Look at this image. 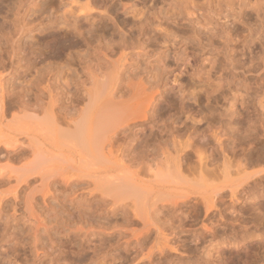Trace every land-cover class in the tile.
<instances>
[{"label":"rangeland","instance_id":"obj_1","mask_svg":"<svg viewBox=\"0 0 264 264\" xmlns=\"http://www.w3.org/2000/svg\"><path fill=\"white\" fill-rule=\"evenodd\" d=\"M101 52L119 58V100L139 95L126 136L132 154L147 155V165L160 146L189 144L181 169L195 181L203 175L201 192L183 186L160 208L169 240L162 253L154 232L139 243L123 232L144 229L109 201L94 203L98 215L83 219L84 231L33 244L16 225L22 205L10 198L0 205V264H264V0H0V72L13 96L46 63L66 70L72 94L76 75ZM215 192L205 204L202 195ZM92 205L74 207L90 213Z\"/></svg>","mask_w":264,"mask_h":264},{"label":"bare ground","instance_id":"obj_2","mask_svg":"<svg viewBox=\"0 0 264 264\" xmlns=\"http://www.w3.org/2000/svg\"><path fill=\"white\" fill-rule=\"evenodd\" d=\"M80 12L87 17L90 8H83ZM102 53H97L96 62L93 60L95 63H90L91 60L89 62L91 65H86L83 68L84 72L76 75L77 88L74 90L71 87L74 90L72 94L70 87L67 88L69 84L67 89L65 88L66 83L72 81L67 78L66 70L58 75L53 69L54 65L49 66L50 63L49 65H46L48 64L46 62V64L42 63L45 64L46 69L42 66L44 71L39 72L38 76L32 78L31 74L35 73L33 72L30 74L32 76L30 79L26 77L20 92L14 96L10 93V80H8L10 78L4 76L5 71L0 72V154L5 158L4 163H0V205L5 201L8 202L10 198L16 205L18 203L22 205L23 218L16 225L20 226L19 230L22 233L28 234L27 238L32 239L34 244L41 240L47 243L48 240L45 239H53L52 236L61 233H80L84 227L82 223L87 221L83 219L97 214L95 205L106 204L109 201L110 203L107 204L114 210L121 211L122 217L126 216L127 220L130 217L134 218L133 225L142 224V227H138L144 229L143 232L136 234L134 228L131 229L133 226L127 228L131 220L126 223V219L122 221L121 218V223L128 224L127 229L122 226L123 232L132 230L130 233L138 243L142 240L140 239L142 233L150 235L154 232L156 241L159 240L156 243L158 245H155L156 250L162 253L168 247L169 240L166 239L165 234L162 236L165 232L161 230L162 224L157 222L159 220L161 222L157 214L162 213L160 208L165 206L164 202L167 205L168 200L172 201V193L179 192L183 186L201 192L200 187L203 186L205 179L200 173L204 166L201 169L200 167L205 163L202 160L203 163L197 166L196 172L200 173L201 178H198L201 181L193 180L197 177L195 175L193 178L190 173L188 175L191 177L185 176L187 172L183 174L181 169L184 166L181 163L184 155L182 152L185 153L190 145L180 143L176 137L179 143L174 145L177 143L175 140L174 152L168 144L160 146V149L164 148L159 149L158 152L155 149L157 154L153 152L158 159L152 157V153L149 154L151 155L149 158H152V163H149L151 165L147 164L149 167L143 168L142 173L139 172L137 167L140 165L138 166L137 162L142 165L140 169L147 166L148 158L145 157L147 155H142L145 157L143 158L140 153L139 156L136 153L132 154L134 151L132 145L126 143L127 131L131 127L129 119L136 118L137 109L141 106V102L138 101L139 95H133L131 104H124L126 102L122 103L119 100L117 82L122 78L119 58L115 61L109 54ZM105 56L112 60H107L109 58L106 59ZM2 61L0 60V64ZM67 90L70 92L68 93ZM152 103L150 101L145 107L142 105V114L148 113V106ZM167 141L165 143L169 142ZM200 154L202 153H198L199 157ZM199 157L198 161L203 159L202 155ZM140 159H146L145 163L143 162L145 165ZM135 166L137 169L134 168ZM216 192L202 195L204 203H207L210 195L214 197ZM85 196L88 198H86L88 203ZM174 200L176 199H173V206L177 203ZM76 204L86 208H90L93 204L95 209L92 205L93 210L88 213L82 208L80 210L76 208L77 206L74 207ZM102 205L104 206V204L100 206ZM75 215H77L76 220ZM105 216L107 220L112 218L109 216L108 219V216ZM15 217L16 215H13V218ZM104 222L106 219L99 223L104 225ZM113 224H115L114 220ZM119 227L122 228L121 225Z\"/></svg>","mask_w":264,"mask_h":264}]
</instances>
